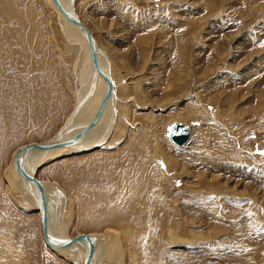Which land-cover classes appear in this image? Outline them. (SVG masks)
I'll list each match as a JSON object with an SVG mask.
<instances>
[{
    "label": "rangeland",
    "instance_id": "1",
    "mask_svg": "<svg viewBox=\"0 0 264 264\" xmlns=\"http://www.w3.org/2000/svg\"><path fill=\"white\" fill-rule=\"evenodd\" d=\"M75 1L111 58L120 117L108 141L34 171L66 193L62 234L107 233L105 264H264V0ZM67 43L52 0H0V264L84 263L48 247L39 198L4 175L72 114Z\"/></svg>",
    "mask_w": 264,
    "mask_h": 264
},
{
    "label": "bare ground",
    "instance_id": "2",
    "mask_svg": "<svg viewBox=\"0 0 264 264\" xmlns=\"http://www.w3.org/2000/svg\"><path fill=\"white\" fill-rule=\"evenodd\" d=\"M60 2H62L66 8L72 11L74 10L75 14L78 17H80L76 10L75 0H60ZM59 24L68 42L61 49L62 51L60 52V54L61 55L64 54L66 61H70L69 62L71 65L70 67L72 68V72L73 70L75 71L74 75L76 74V81H78V86L80 85V80L82 82L76 97L74 108L71 112L72 114L70 115V117H68L63 127L59 129L60 131L57 133V135L49 139L59 138L61 140L63 139L64 142L70 140H74V142H72V144L70 143L65 144V146L63 147L62 145L60 146L56 145L46 148L44 150H41L39 148L37 149L33 148V150L28 151L27 154H25L24 162L27 171L32 174L37 168H39L41 165L46 163L51 158L59 157L61 155H64L66 152L69 153L80 152L81 150H84L86 148L95 149V146L97 147L98 143L103 144L104 142L108 141L109 136H111L110 134H112L114 129H117L116 127L120 117L119 112H117L119 107L118 103L120 97L118 96V92L114 82H112V84L114 83L113 85L114 89L108 93L109 80H107L106 75H108L111 79L112 64H111V58L107 50L99 45L98 40L94 34L97 44L96 47L98 49L99 55H97L96 60L93 63L91 59V49H89V45L84 33H82L79 29L74 27L67 20V18H65L61 14L60 11H59ZM69 47L70 49H72L73 55L75 56L77 61H75L72 57L69 56L70 55ZM67 66L69 68V65ZM193 114L196 115V112L193 111ZM182 116L185 117L187 115L183 114ZM155 120L156 118L149 120L150 124H155ZM168 128H167V136H168ZM190 134H191V128L189 131V137L187 141H185V143L183 144L175 143L169 136L168 138L176 145L178 144L180 146H183L186 143H188V140L190 139ZM43 141H47V140H43ZM24 146L25 145L20 146L14 152L9 162L10 164L6 168L4 175L8 183V186L13 191L17 192L18 194L20 193L23 195H27L28 200L33 202L36 201L38 198L40 199L39 188L36 184L27 181L25 178H23L20 175V173L17 172L16 163H15V154L18 152L20 148ZM34 177L37 178L35 175ZM43 184H44L45 194L47 197V208L49 210V226L51 229L50 232L52 233L51 235L56 240H58L59 245H62L61 243L66 242L68 239L74 237V236L71 237L64 236L62 234L61 227L57 225V223L55 222L56 214L59 210L58 209L59 204L64 194L66 193H64V189H62V187L56 182H50V183L43 182ZM99 192L101 193V196L102 195L106 196V202H102V204H109V203L111 204V202L112 203L114 202L113 198L109 199L107 197L108 195H106L107 192L105 189L100 188ZM110 197H112V195ZM103 207H105V205ZM110 208L111 207H109V209ZM110 211L109 213L111 215L112 212ZM150 215L151 213L148 214V216ZM40 217H41V213H40ZM144 217H147V214H145L143 218ZM83 234H90L97 241L93 264H105L103 260H105L104 258H106V252L109 251L110 249L111 236L109 235L106 236L107 233L105 234L103 233L104 235L102 237L100 236V234L98 235L95 233H83ZM83 234H79V235H83ZM49 248L51 250L55 249L54 251H56L57 253H66L69 251L76 253V256L84 257L87 251V242L81 241L73 245L70 244L68 246H63V247H49Z\"/></svg>",
    "mask_w": 264,
    "mask_h": 264
},
{
    "label": "water",
    "instance_id": "3",
    "mask_svg": "<svg viewBox=\"0 0 264 264\" xmlns=\"http://www.w3.org/2000/svg\"><path fill=\"white\" fill-rule=\"evenodd\" d=\"M58 10L61 12V14L67 18V20L77 29H79L82 33H84L89 49H91V59L93 63L96 60V57L98 54V49H97V44L95 40V36L91 31L88 29V27L83 23L80 17H78L74 10H70L64 6L60 0H52ZM107 80H109V92H111L114 89V83L112 84V80L108 75ZM168 136L175 142L179 144L185 143L189 137V131L190 128L186 124L182 122H174L168 126ZM74 140L70 141H63V139H49L47 141H42V142H36L33 144H28L25 145L24 147L20 148L18 152L15 154V163H16V169L17 172L20 173V175L25 178L27 181L36 184L39 188V194H40V199H39V210L41 213L40 217V225L42 226V231L44 235V240L47 242L49 247H63V246H68V245H73L81 241H86L87 242V251L85 254V259L83 264H93L94 258H95V251H96V244L97 241L95 238L90 235V234H83V235H76L72 237L71 239H68L66 242L61 243L62 245H59L58 240H56L51 234V229L49 226V210L47 208V197L45 194L44 190V184L40 179H37L34 177L35 173H29L26 169V165L24 162V157L25 154H27L28 151L33 150V148H39L41 150H44L46 148H49L51 146H60L62 145L65 146V144H72ZM38 169V168H37Z\"/></svg>",
    "mask_w": 264,
    "mask_h": 264
},
{
    "label": "snow or ice",
    "instance_id": "4",
    "mask_svg": "<svg viewBox=\"0 0 264 264\" xmlns=\"http://www.w3.org/2000/svg\"><path fill=\"white\" fill-rule=\"evenodd\" d=\"M261 154H264V152H262Z\"/></svg>",
    "mask_w": 264,
    "mask_h": 264
}]
</instances>
